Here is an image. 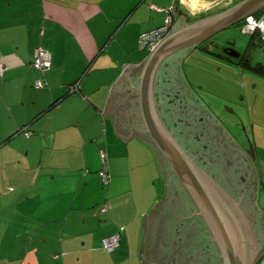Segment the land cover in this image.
<instances>
[{
  "label": "crops",
  "instance_id": "obj_1",
  "mask_svg": "<svg viewBox=\"0 0 264 264\" xmlns=\"http://www.w3.org/2000/svg\"><path fill=\"white\" fill-rule=\"evenodd\" d=\"M209 1L0 0V264H223L203 220L179 224L191 219L176 207L195 205L146 131L138 91L149 54L140 33L175 5L177 29ZM39 46L52 53L45 71L32 64ZM195 80L215 96L209 79ZM247 92L256 168L246 213L264 261V98ZM208 117L217 119L211 105ZM237 162L243 168L242 155ZM121 226L119 245L104 248ZM210 244L211 256L200 251Z\"/></svg>",
  "mask_w": 264,
  "mask_h": 264
},
{
  "label": "water",
  "instance_id": "obj_2",
  "mask_svg": "<svg viewBox=\"0 0 264 264\" xmlns=\"http://www.w3.org/2000/svg\"><path fill=\"white\" fill-rule=\"evenodd\" d=\"M264 6V0H239L231 6L169 32L152 49L139 76L138 91L146 131L159 148L208 227L223 264H254L260 251L251 219L236 199L179 142L162 117L156 97V75L174 52L205 40ZM248 146L254 158L251 137Z\"/></svg>",
  "mask_w": 264,
  "mask_h": 264
},
{
  "label": "flooded vegetation",
  "instance_id": "obj_3",
  "mask_svg": "<svg viewBox=\"0 0 264 264\" xmlns=\"http://www.w3.org/2000/svg\"><path fill=\"white\" fill-rule=\"evenodd\" d=\"M174 8L176 10L178 6L175 5ZM173 30L175 28H170L169 32ZM221 38L212 35L197 42L198 45L195 43L188 46V51L173 53L170 58L167 57L156 75V97L162 117L170 131L209 174L236 199L242 198V207L245 209V194L246 191L248 195L250 193L251 176L256 168L244 132L247 126L241 117L239 120L235 119L239 113L238 109L224 104H221V110H213L217 119L214 118L212 122L209 120L210 105L203 100L211 98V89L194 82L199 74L203 79H209L206 75L212 67L210 64L204 66L199 62H187L188 55L196 58H218L223 64L230 66L228 68H232V65L242 66L243 61L250 59L249 55L245 54L246 49L235 45L234 39L227 34ZM221 67L216 69L220 70ZM241 96L240 94V105ZM225 109L227 112L223 113ZM222 122L226 124L225 128L221 126ZM247 136L251 137L249 132ZM241 155L246 159L243 168H240L237 162ZM259 256L254 264H257Z\"/></svg>",
  "mask_w": 264,
  "mask_h": 264
},
{
  "label": "rangeland",
  "instance_id": "obj_4",
  "mask_svg": "<svg viewBox=\"0 0 264 264\" xmlns=\"http://www.w3.org/2000/svg\"><path fill=\"white\" fill-rule=\"evenodd\" d=\"M238 0H212L209 1V7L206 8L203 13L198 12L197 14L192 17V19L198 20L202 17H205L207 15H210L212 13L218 12L224 8H227L231 6L232 4L236 3ZM260 11L264 10V6L259 9ZM171 15L174 18V7L171 9ZM203 15V16H202ZM202 16V17H201ZM189 20H191L189 18ZM193 20V21H195ZM244 19L222 29L214 33L213 35L217 38H221L225 34H227L229 37L234 39L235 45L239 46L242 49H246L245 54L249 55L250 58V63L252 66L258 64V63H264V43L261 41L258 32L256 34H251V33H243L241 31V24ZM223 38H221L222 40ZM200 42V41H199ZM198 42V43H199ZM196 42V45H198ZM194 45V44H193ZM148 50V49H147ZM184 51H187L186 48H182L174 53H183ZM149 53V50L147 51ZM204 56V55H203ZM170 58V57H169ZM217 59V60H214ZM187 62H199L201 65H206L208 66L210 64V72L206 76H208L210 83H213L214 89L212 91L215 93L216 98H209L210 100L207 101L209 105L211 106V109L216 111L221 110V104L224 105H229L230 107L238 109L239 113L238 116H235V119H238L244 115V118L247 120L246 117V112L247 109L240 105V94L241 96V101L243 103V96H245V91H248L247 94L249 96H255L261 94L262 97L264 98V74L256 69L250 68L248 65H232V68H228L230 66L223 64L222 60L218 58H196L191 55H188V60ZM219 64V65H218ZM188 66L187 64H185ZM222 66L220 70H217L218 66ZM224 65V66H223ZM230 65V64H229ZM197 76H202V75H197ZM222 78L224 81V85L222 86L221 81ZM196 83V81L194 82ZM197 84V83H196ZM245 86V88H244ZM228 92V93H226ZM252 97V98H253ZM223 113H226L227 110H223ZM244 120V119H243ZM245 121V120H244ZM246 123V122H245ZM249 124V123H248ZM248 124L246 123L247 130H244L246 133L249 132L250 134V127H248ZM250 125V124H249ZM101 172V170H100ZM102 175V174H101ZM172 177L177 181L178 185H180V181L177 178V176L173 173ZM165 176H163L162 181H161V187L158 188V191L161 193L162 196H164L165 193ZM183 187V186H182ZM157 191V192H158ZM189 197V196H188ZM193 208V204L187 205V208L181 210L180 208L176 209L178 211L186 212L188 211L187 215H191L194 213L195 210H191ZM177 211V213H178ZM198 216H195V218L192 220V222L185 220V223L187 224H193L194 222L198 221ZM202 222V219L200 220ZM204 237V235H203ZM202 236L200 235L199 238H193L194 244L199 243L202 239ZM213 244V243H212ZM204 250H200L201 252H205L208 254L210 253V256L212 254L213 250V245L210 244V246L205 245ZM206 254V255H207ZM206 255L204 257H206ZM260 255V253H259ZM214 260V258H213ZM206 262L208 263V259H206ZM264 264V261L262 260L261 262Z\"/></svg>",
  "mask_w": 264,
  "mask_h": 264
},
{
  "label": "built area",
  "instance_id": "obj_5",
  "mask_svg": "<svg viewBox=\"0 0 264 264\" xmlns=\"http://www.w3.org/2000/svg\"><path fill=\"white\" fill-rule=\"evenodd\" d=\"M171 9L172 7L167 8L168 14L163 24L157 27L151 28L149 30L142 31L140 33L139 46L141 48L148 49L150 52L169 33L170 28L173 24V17L171 15L172 14ZM241 31L243 33H251V34L258 32L261 41L264 43V10L260 12L259 14L254 13V12L248 14L244 18L241 24ZM32 64L42 71H45L46 69H48L52 65L51 51L42 46H39L33 57ZM5 68H6V64L2 61L0 57V79L3 77ZM35 86L44 87L45 81L41 77H39L35 80ZM78 87H79L78 82H75L69 85V89L71 91H77ZM23 132L26 135H29L31 133V130H29L25 126L23 128ZM99 153H100L101 160H102V167H101L102 179L105 183H107L110 181V173L108 172L107 152L103 148H100ZM101 209L103 211L106 210L107 204H102ZM122 228L123 227L121 226L119 230L103 238L104 248L108 250H113L115 247L119 245Z\"/></svg>",
  "mask_w": 264,
  "mask_h": 264
},
{
  "label": "trees",
  "instance_id": "obj_6",
  "mask_svg": "<svg viewBox=\"0 0 264 264\" xmlns=\"http://www.w3.org/2000/svg\"><path fill=\"white\" fill-rule=\"evenodd\" d=\"M239 1V0H238ZM260 12H262V11H260V10H257V11H255L254 13H257V14H259ZM203 16V15H202ZM201 16V17H202ZM147 30H149V29H147ZM145 31V30H144ZM254 34H256V33H254ZM250 61V59H247L246 61H243L242 62V64L244 65H248L250 68H253V69H256V70H258V71H260V72H262L263 74H264V63H258V64H256V65H254V66H252L251 65V63L249 62ZM79 83V82H78ZM79 89H80V87H78V90L77 91H79ZM69 92L71 91L70 89L68 90ZM243 162H244V164L246 163V159L243 157ZM245 166V165H244ZM175 174V173H174ZM176 175V174H175ZM178 178V177H177ZM179 179V178H178ZM178 181H180V180H178ZM180 184H181V182H180ZM182 185V184H181ZM183 186V185H182ZM185 189V188H184ZM190 196V195H189ZM248 196V194H247V191H246V194H245V198H248L247 197ZM191 198V197H190ZM191 200H192V198H191ZM193 201V200H192ZM194 205H195V203H194ZM195 209L197 210V207H196V205H195ZM195 210V211H196ZM194 211V212H195ZM245 211L247 212V210H246V208H245ZM195 216H198L197 218H198V220L200 221L201 219H202V217L200 216V215H197L196 213H193V214H191V215H189V218L191 219V222H192V220L195 218ZM183 220V219H182ZM203 220V222L205 223V221H204V219H202ZM182 222H185V220L184 221H180L179 222V224L180 223H182ZM196 223V222H195ZM179 227H180V225H179ZM208 229V228H207ZM176 232H177V234H180V229H176ZM262 262V259H260V257L258 258V260H257V264H260Z\"/></svg>",
  "mask_w": 264,
  "mask_h": 264
}]
</instances>
